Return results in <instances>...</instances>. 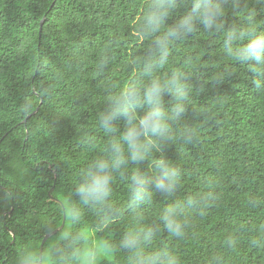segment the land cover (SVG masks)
<instances>
[{"label": "trees", "instance_id": "1", "mask_svg": "<svg viewBox=\"0 0 264 264\" xmlns=\"http://www.w3.org/2000/svg\"><path fill=\"white\" fill-rule=\"evenodd\" d=\"M147 4L148 0H0V197L7 187L19 193L11 201L0 199V264H16L28 248H41L45 232L62 225L63 206L69 203L80 169L103 149L104 134L97 130L96 120L108 88L127 86L135 74L130 61L143 56L149 45L137 32ZM255 8L254 24L264 32V5ZM226 19L228 24L245 22L246 10L231 14L229 9ZM222 41L223 34L210 37L200 31L178 42L168 64L156 73L204 67L189 78L197 89L202 79L208 82L183 114L198 128L200 140L195 145H165L164 151L185 169L176 199L211 191L217 200L204 216L193 213L184 239L172 238L161 225L145 248L166 245L182 264H207L216 253L225 255L227 264H264V246L253 248L247 239L234 249L225 245L240 224L251 235H264V206H246L250 195L264 200V94L255 89L253 73L224 56ZM106 50L113 62L105 76H98L95 66ZM189 59L192 67L185 65ZM41 63L47 66L38 69ZM226 68L233 73L223 81L211 80ZM40 85L49 86L51 95H36L34 88ZM83 134L94 136L95 143L81 145ZM127 198V180L117 176L113 202L123 206ZM170 202L156 193L142 209L145 223L158 222ZM68 223L66 219L62 230ZM131 224L125 211L101 232L95 214L85 209L76 227L88 246L101 239L118 242ZM53 239L46 240L45 250ZM102 264H127L126 254L105 255Z\"/></svg>", "mask_w": 264, "mask_h": 264}, {"label": "clouds", "instance_id": "2", "mask_svg": "<svg viewBox=\"0 0 264 264\" xmlns=\"http://www.w3.org/2000/svg\"><path fill=\"white\" fill-rule=\"evenodd\" d=\"M255 5H264V0H148L146 11L137 21V32L149 40V45L143 56L130 61L135 74L127 86L118 91L112 90L114 86L108 88L110 94L96 120L97 130L104 134V146L80 169L72 185L69 203L63 206L68 226L63 230L50 228L44 234L45 240L54 237L49 248L32 246L17 258L16 264H102L105 255L121 251L126 254L127 264H182L181 257L168 246L146 249L145 245L151 244L161 225L172 238L184 239L192 226L193 213L204 216L217 200L211 191L176 199L185 169L164 151L165 145L199 142L198 128L183 114L208 81L202 79L197 89L189 78L203 66L191 71L173 67L162 76L156 73L168 64L178 42L187 41L200 31L210 37L223 34L224 56L253 73L255 89L259 95L264 94V32L254 24ZM229 9L231 14L246 10L247 20L228 24ZM173 17V22L168 23ZM112 62L110 51L101 53L96 74L105 76ZM185 65L192 67L191 60H186ZM46 66L41 63L38 69ZM232 73L226 68L211 80L223 81ZM34 92L41 98L51 95L47 85L35 86ZM165 95L170 96L167 102ZM79 142L91 146L95 137L83 134ZM156 152L161 153L158 158ZM117 176L128 183V198L123 206L112 199ZM156 193L171 202L161 211L158 222L147 224L142 209L153 202ZM18 195L16 189L7 187L0 199L11 201ZM246 206L258 209L264 206V200L253 194L248 196ZM85 209L95 214L96 227L101 232L125 211L131 215L132 224L118 242L101 239L97 244L84 246L86 236L76 226L82 222ZM241 239H247L253 248L264 246V235L249 234L244 224L226 237L225 245L234 249ZM207 264H227L225 255L213 254Z\"/></svg>", "mask_w": 264, "mask_h": 264}, {"label": "water", "instance_id": "3", "mask_svg": "<svg viewBox=\"0 0 264 264\" xmlns=\"http://www.w3.org/2000/svg\"><path fill=\"white\" fill-rule=\"evenodd\" d=\"M43 22H44V19H43L42 22H41V30H40V31H42V28H43ZM36 111H37V109H36L34 112H36ZM55 200H57V201H59V202L62 203V201H61L60 199H58V198H55ZM65 220H66V217H65V214H64L63 223H62V225L59 227L60 229H62V228L64 227V225H65ZM45 242H46V240L43 239V241H42V243H41V248H43V249H44V243H45Z\"/></svg>", "mask_w": 264, "mask_h": 264}]
</instances>
